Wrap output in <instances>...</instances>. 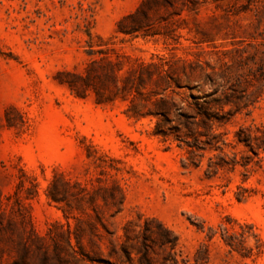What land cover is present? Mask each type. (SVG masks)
<instances>
[{
	"label": "rangeland",
	"instance_id": "rangeland-1",
	"mask_svg": "<svg viewBox=\"0 0 264 264\" xmlns=\"http://www.w3.org/2000/svg\"><path fill=\"white\" fill-rule=\"evenodd\" d=\"M241 127L264 132V0H0V264H264Z\"/></svg>",
	"mask_w": 264,
	"mask_h": 264
},
{
	"label": "trees",
	"instance_id": "trees-1",
	"mask_svg": "<svg viewBox=\"0 0 264 264\" xmlns=\"http://www.w3.org/2000/svg\"><path fill=\"white\" fill-rule=\"evenodd\" d=\"M140 13V11L135 14V15H132L130 16L129 18L125 19V22L127 21H130V20H134L136 18V16H138V14ZM122 24H124V21L123 23H121V26ZM120 31L122 33H125V34H129V35H132L134 33H136L137 30H135L134 28H119ZM69 87L70 88H74V85L73 84H70L69 83ZM214 94H208V95H205L204 97L207 98V97H212ZM213 102H218L219 100H212ZM167 100H165V98H163L162 100L160 101H157L156 105L158 108V110L156 111V115H161L162 117H164L165 121L166 122H169V112H168V108H167ZM228 103H232L234 105H236V102H228ZM181 115V117L185 118V119H190L191 117L187 116L186 114H184L183 111H181L179 113ZM197 118V117H195ZM205 123V122H204ZM186 126V129H188L189 131H191V128L189 125V123L187 124H184ZM199 125V124H197ZM158 128L160 129L161 126H163V122H160L158 123ZM212 129L210 130V133H211ZM256 131L260 132V129L259 128H256ZM201 136H206L208 138V140L205 142V145L206 146H197L196 144H193V146H191V151L190 153L191 154H195L194 152V149L197 150V151H203V152H206L208 150H215V151H218V150H221L219 146H217V144L219 143L217 139L218 136H216L215 134H202V132L200 131H197ZM159 134H162L166 137V134L163 130H159L158 132ZM188 135H191L193 136V134H188ZM194 140L197 142L198 139L196 137H194ZM235 142H236V146L238 145H244L249 151H251L254 155L260 157L261 153H264V132H262L261 135H258L255 131H253L252 128H247V127H241L237 132H236V139H235ZM222 156H213V157H210L209 158V164H210V167H224V166H233L235 167L236 165L239 164V162L237 161V156L238 154L237 153H233V157L231 158V160H229V156L227 154H225L224 152H222ZM201 157H204V154H202ZM215 159H220V162H216ZM190 161L191 163L193 164H196L194 162V158L191 157L190 158ZM197 165V164H196ZM241 165L243 167H247L249 164L248 162H242ZM224 230L227 232L228 234V237L231 238V239H237L238 236H242L241 234L239 233H233V235L230 234V231L228 228H224ZM160 242L162 244V246H168V245H171V246H176L177 245V242L176 244H172L167 238H160ZM230 245H233V244H230ZM144 260L147 261V258H144ZM140 262L142 264V259H140ZM176 264H178V262L176 261Z\"/></svg>",
	"mask_w": 264,
	"mask_h": 264
}]
</instances>
